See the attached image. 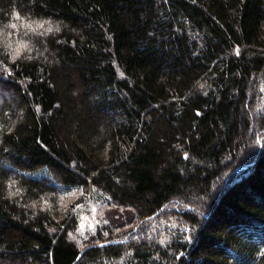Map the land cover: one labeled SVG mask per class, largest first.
<instances>
[{"label": "trees", "instance_id": "16d2710c", "mask_svg": "<svg viewBox=\"0 0 264 264\" xmlns=\"http://www.w3.org/2000/svg\"><path fill=\"white\" fill-rule=\"evenodd\" d=\"M0 264H264V0H0Z\"/></svg>", "mask_w": 264, "mask_h": 264}, {"label": "rangeland", "instance_id": "374dc122", "mask_svg": "<svg viewBox=\"0 0 264 264\" xmlns=\"http://www.w3.org/2000/svg\"><path fill=\"white\" fill-rule=\"evenodd\" d=\"M15 28L19 29L18 27ZM14 38H16L15 35H11L10 39ZM74 193L77 194L76 191ZM195 199L203 204L207 201L206 197L203 196H196ZM75 210L78 212L79 223L70 232L69 236L79 245L84 246L93 240L98 230L106 229V226L110 228L114 225L110 221V217L115 215L117 208L109 203L95 201L90 197L77 203Z\"/></svg>", "mask_w": 264, "mask_h": 264}, {"label": "water", "instance_id": "95a60500", "mask_svg": "<svg viewBox=\"0 0 264 264\" xmlns=\"http://www.w3.org/2000/svg\"><path fill=\"white\" fill-rule=\"evenodd\" d=\"M242 168H243V166H239V167H237V168H236L235 170H233V171L231 172V174L226 178V182H225L224 188H223V190H222L220 196L223 194V192L226 190L227 186L229 185V182H230V180H231V177H232L236 172H238L240 169H242ZM109 243H113V242H111V241L102 242V243H100L99 245H101V244H109Z\"/></svg>", "mask_w": 264, "mask_h": 264}, {"label": "snow or ice", "instance_id": "6c2138e0", "mask_svg": "<svg viewBox=\"0 0 264 264\" xmlns=\"http://www.w3.org/2000/svg\"><path fill=\"white\" fill-rule=\"evenodd\" d=\"M13 27H15V25H13ZM23 47H25V45L21 44L20 45V48H23ZM20 48H17L16 49V54H19Z\"/></svg>", "mask_w": 264, "mask_h": 264}]
</instances>
